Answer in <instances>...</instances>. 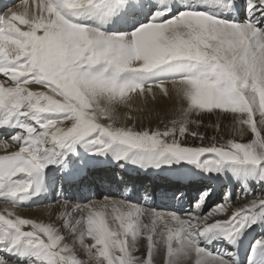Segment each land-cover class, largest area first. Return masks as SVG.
<instances>
[{
	"label": "snow or ice",
	"instance_id": "6c2138e0",
	"mask_svg": "<svg viewBox=\"0 0 264 264\" xmlns=\"http://www.w3.org/2000/svg\"><path fill=\"white\" fill-rule=\"evenodd\" d=\"M216 10L240 12L242 18ZM114 15L132 24L140 16L147 22L113 34L80 22H106ZM169 85L187 102L179 121L164 130L115 125L113 105L154 88L168 95ZM203 110L231 112L252 138L185 144L186 134L204 139L188 129L189 115ZM11 128L19 131L13 135ZM0 129V146L18 147L0 155V199L9 206L0 213V264H16L10 257L22 251L29 264H153L161 245L166 264H182L190 256L195 264H233L201 242L217 236L233 241L264 221V196L228 215L227 200L204 211L208 189L184 217L173 212L167 218L124 200L71 205L61 198L56 202L71 209L63 226L78 238L88 261L75 256L54 224L15 210L44 190L50 168L58 182L78 183L86 175L77 159L80 148L92 157L115 152L121 168L187 162L216 174L231 165L264 184V0H247L246 10L236 0H207V10L194 0H166L163 7L160 0H39L34 9L25 0L23 11L0 13ZM114 182L127 183L119 174ZM166 219L173 227H160ZM141 238L144 259L135 255ZM253 252L264 257V239Z\"/></svg>",
	"mask_w": 264,
	"mask_h": 264
},
{
	"label": "bare ground",
	"instance_id": "6f19581e",
	"mask_svg": "<svg viewBox=\"0 0 264 264\" xmlns=\"http://www.w3.org/2000/svg\"><path fill=\"white\" fill-rule=\"evenodd\" d=\"M27 2L31 4L34 9L36 3H38L39 0H27ZM236 2L239 5H241L245 10L247 9V0H236ZM24 3L25 0H0V13L4 8H8V9L11 8L12 11H23ZM165 3L166 0H160V4L162 7L164 6ZM194 3L197 6H199L201 10H207V0H194ZM214 14L227 15L228 17H231L233 19L242 18L240 12L224 13L221 10H216ZM137 21H138L137 23L132 24L131 22L125 19H121L120 17L114 15L111 18H109L106 22H102L97 17H84L81 19L80 22L94 27H100L106 33L113 34L123 31H131L132 27L139 26V22H147V18L140 16L137 17ZM160 75H161L160 73H155L154 78H159ZM31 87L33 88V90H44L39 85H32ZM134 94L135 93L131 95ZM119 107L128 108V109L130 108L137 109L136 104H129V102L127 101L125 103L115 104L113 105L114 117ZM125 119L129 120V117L125 116ZM107 122L110 123L111 121H107ZM70 123L71 122H67V126L70 125ZM124 127H128V125L126 126V124H124ZM13 131L17 132L19 131V129H15V128L9 129V132L11 134ZM4 133H5V129H0V135H3ZM2 143L3 142L0 141V145H2ZM9 143L11 144L10 141ZM17 150L18 147L14 145L8 148L0 146V155H7ZM79 151H80V156L77 158L78 160H83L84 158H92V156H89L88 153L83 148H80ZM115 154L116 153L113 152L103 157L104 158L108 157V161L111 164L115 165L117 163L115 161ZM96 157H98L97 159L103 158L102 156H96ZM120 163H123V161H121ZM189 164L190 163L187 162H181L179 164L174 163L170 166L164 165L161 166L160 168H156L154 166L147 167L146 168L147 175L141 177L140 173L138 174V176L129 173L130 171H133L134 173V171H136V169H138L139 167L129 163L124 168H121L117 163L115 169L106 170L105 168L103 172L97 171L96 173L91 172L89 170L86 172V175H84L78 183H73V184H63L61 182H58L56 179L53 178L55 176V173L49 171L44 181V190L41 191L39 195L34 196L28 203L24 204L23 207H18L15 211L17 212V214H20L25 218H32L45 223L54 224L56 228L60 231V233L64 235L65 237L64 242L67 243L73 249L75 256H77L78 254L77 252L83 249V247L81 246L78 238L74 234L70 233L68 228L63 226L64 221L68 220L69 217L67 215L66 209L62 207V203H57L56 202L57 200L63 198L65 200H68V202L71 205H75V204L84 205V202L91 200V202H94L97 205H99L102 201L105 200L106 197H108L112 200H117V201L124 200L126 203L135 204L138 207L144 208L148 212L160 211L166 218L169 216L170 213L173 212H176L177 214L184 217L185 212L191 211V207H190L191 204L188 205L184 203H188L189 201L191 202L192 200L191 191L195 189L199 180L196 178L199 171L196 170V167L191 168ZM231 167L235 168L234 166L231 165H225L221 173H216V174L209 173L208 177L211 178V181L204 180L200 184L206 191L208 189H211V193L209 195L210 198H213L215 196L217 190L220 187V184L223 183L231 187L234 186L233 185L234 183H236L237 185L241 182V189L242 191H244V193H247L245 191H252V190L255 193H257L256 189H252L253 183L258 184L255 183V179H252L251 175L242 174L240 171H238L235 168L241 174V176H237V173L235 172V170H232ZM159 171L161 172L163 171L162 173L177 178L176 181L177 183L171 186L172 183H170L169 180L166 178L167 175L157 174L159 173ZM117 174L123 176L124 180L127 181V183H119V184L115 183L114 177ZM186 177H189L191 181L187 182L185 180ZM96 178L100 180L99 183H97L98 186L103 188V190L105 191L104 192L105 197L103 199L102 198L100 199V195L98 192L99 190L96 191L94 188L95 187L94 179ZM212 182H214L215 186H213ZM258 185H261L260 187H262L260 188L259 192L260 193L264 192V184H258ZM82 186L86 187L85 190ZM136 186H138V189H134L132 193L130 192L128 193L126 191V188H132ZM58 188H60L61 191L57 192ZM86 189L88 190V192L86 191ZM229 194L232 193H227L226 196L227 198L232 197V195L229 196ZM209 196L207 200L209 199ZM163 199H165V201H163ZM181 202H183V205H180ZM214 202L216 201L209 200L208 206L213 204ZM244 205H246V203L240 204L238 208ZM6 207L9 206L6 205L2 199H0V213H3ZM111 211L112 210L110 208L107 210L109 214L111 213ZM62 213L64 214L63 220L61 219ZM75 215L77 216L78 213H76ZM107 219L111 221L113 217L109 215ZM144 221L145 223H149V217L147 215L144 217ZM164 224H167L168 227H173V224L168 219H166L160 225V227L163 228ZM115 226H116L115 224L110 223L111 228H115ZM258 227H264V221H260L256 224H253L251 225V227H248L243 231L246 233L250 231L251 232L250 236L249 234L246 236L244 233H242L238 238L234 239L233 241H229L224 239L223 237L217 236L203 240L201 242V246L203 245L204 248H206L208 251L212 253L215 252L217 253V251L221 247L222 248L226 247L227 250L232 249L231 251H227L225 254L228 257V259L233 262V264H238L237 263L238 260L242 259V257L244 256V254L242 253L243 248H245L247 244L251 243V240H253L255 236V232ZM88 242L91 243L90 239L88 240ZM146 251H147L146 242L143 238H141L138 241V247L136 252L143 257L142 259H144L147 257ZM229 252H231L230 255ZM258 254L259 252H257L254 255V257H256V255ZM10 258L13 261H15L16 264H29V256L23 251L21 252L20 256H13ZM77 258L83 260L81 256ZM260 258L261 256H259L254 262H252V264H264V258L262 259L261 262L259 261ZM84 260L88 261L87 256L84 258ZM183 260H185L186 262L189 261L188 264H195L194 256L185 257ZM166 261L163 264H166ZM182 264H184L183 261Z\"/></svg>",
	"mask_w": 264,
	"mask_h": 264
},
{
	"label": "rangeland",
	"instance_id": "374dc122",
	"mask_svg": "<svg viewBox=\"0 0 264 264\" xmlns=\"http://www.w3.org/2000/svg\"><path fill=\"white\" fill-rule=\"evenodd\" d=\"M12 11L11 8H4L2 12L8 13ZM129 104H136L137 109H128V108H118L117 113L115 114V125L116 126H126L128 127H134L136 130H144V129H151V130H164L165 127L171 126V123L173 121H179L182 117V110L187 107V102L185 100H182L179 96L176 95L175 91L171 89V86L169 85V94L164 95L163 92H161L159 89L154 88L152 93H149L147 96L143 95H131V99L127 100ZM125 116L129 117V120L125 119ZM189 120L191 123L188 124V129L190 132H198L200 135L204 137L203 140H200L198 138H193L191 135L186 134L185 137H183V142L190 146H198L201 144L207 145L212 142H216L217 144H223L226 143L229 140L235 139L238 142H249L252 138V134L250 131L247 130V127L241 128L238 122L234 119V114L231 112H225L221 110H203L201 112H193L189 115ZM258 119V117H257ZM108 120H102V123H109ZM66 121L65 125L67 126ZM131 122V123H128ZM70 126V125H68ZM16 131H13L12 134H15ZM242 132V133H241ZM116 166V164L114 165ZM191 168H194V165H190ZM232 170H235L237 173V176H241V174L233 167H231ZM113 169V168H112ZM197 170L201 171V173L205 174L206 172L203 169L197 168ZM104 174V173H102ZM107 174V173H106ZM209 175V173H207ZM97 179V181H96ZM94 179L95 182V190L99 192L100 199L105 197V191L103 188L99 187L97 183H99V179ZM208 179H211L208 177ZM252 179H255V177L252 176ZM215 184H213L214 186ZM234 186H229L225 183L220 184L219 189L217 190V193L215 196L211 199L216 202L208 206V203L206 207L204 208V211H208L212 207H214L217 204H222L226 200L229 201V208H228V215L231 214L232 211H234L238 206L242 203L248 204L249 201L252 199H255L259 196H264V192H259L261 185L254 184L252 185V189H256L257 193L252 191H245L247 193H244L241 189V182L236 185V183L233 184ZM92 187V186H91ZM106 187V185H105ZM85 190V188H84ZM195 190L197 192L192 193V200L191 203V210L192 205L198 201V198L203 193L204 188L196 187ZM61 191L60 188H58L57 192ZM88 192V190L86 189ZM82 192V191H81ZM83 193V192H82ZM227 193H232V197L227 198ZM244 193V194H242ZM86 201V200H85ZM91 202V200H88L84 202V204ZM216 203V204H215ZM38 209V208H37ZM35 210V209H34ZM67 213L71 211V209L66 210ZM80 214L74 215L72 217V220L74 222L75 219H78ZM219 218H226V216L222 215ZM48 219V218H47ZM69 229V228H68ZM246 236L251 234V232H243ZM257 236V237H256ZM264 239V227H258L255 236L253 240H251V243L247 244L245 248H243V254L244 256L242 259L238 260V264H252L259 256L260 254L254 255L256 253L253 252L254 246L256 245L257 241ZM203 247V245H202ZM232 249L227 250L225 248H219L216 254L224 255L227 251H231ZM76 257H82L83 261L84 258L88 255L86 251L81 249L79 252H77ZM147 253V251H146ZM138 254L135 252V255ZM231 254V252H229ZM139 255V254H138ZM139 258H143L142 256H138ZM226 255V254H225ZM228 259V257L226 256ZM264 257L261 256L259 261L261 262ZM167 260V253L166 248L164 245H161L159 249H157L153 255V264H163ZM240 261V262H239ZM189 261L183 260L184 264H188Z\"/></svg>",
	"mask_w": 264,
	"mask_h": 264
}]
</instances>
